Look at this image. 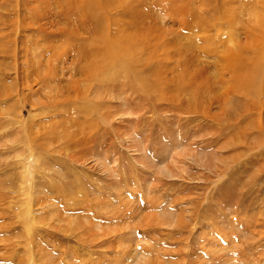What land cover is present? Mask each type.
I'll use <instances>...</instances> for the list:
<instances>
[{"label": "rangeland", "instance_id": "rangeland-1", "mask_svg": "<svg viewBox=\"0 0 264 264\" xmlns=\"http://www.w3.org/2000/svg\"><path fill=\"white\" fill-rule=\"evenodd\" d=\"M0 264H264V0H0Z\"/></svg>", "mask_w": 264, "mask_h": 264}, {"label": "bare ground", "instance_id": "bare-ground-1", "mask_svg": "<svg viewBox=\"0 0 264 264\" xmlns=\"http://www.w3.org/2000/svg\"><path fill=\"white\" fill-rule=\"evenodd\" d=\"M87 3H85V5H86ZM130 14V13H129ZM132 14H134V13H132ZM132 16H134V15H132ZM136 17V16H135ZM57 68L56 67H52V68H50V72L51 73H57L56 70ZM47 70V69H46ZM42 71H43V69H42ZM46 72H48V70L46 71ZM42 73V72H41ZM71 88L72 89H74L75 90V92L78 94V95H85L86 93H83L82 92V89H81V87L79 86V82H75L72 86H71ZM195 102V101H194ZM199 105V104H198ZM89 106V105H88ZM93 106V105H92ZM95 106V105H94ZM99 107H100V109L102 108V105L99 103V105H98ZM193 106V105H192ZM201 106V105H200ZM89 107H87V109H88ZM94 108V107H93ZM202 108V107H201ZM198 109V108H197ZM226 111V110H225ZM91 112H95V110H92V111H86L84 114H89V113H91ZM98 112V111H97ZM228 114V113H227ZM87 118L88 117H91V116H86ZM55 133V132H54ZM70 134V133H69ZM68 134V135H69ZM70 136H71V134H70ZM69 136V137H70ZM33 159H35V156L31 153L30 155H29V157L28 158H26V162H25V166H24V178H26L25 179V181H26V186L28 187V188H31V182H30V179H31V177H32V168H33V166H34V162L32 163V161H33ZM31 261H33V260H31ZM35 261V260H34ZM32 263V262H31Z\"/></svg>", "mask_w": 264, "mask_h": 264}]
</instances>
